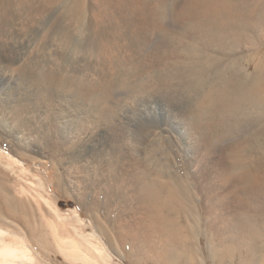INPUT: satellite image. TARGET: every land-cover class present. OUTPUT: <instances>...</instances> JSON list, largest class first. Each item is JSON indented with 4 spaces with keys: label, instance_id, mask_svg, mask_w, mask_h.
Here are the masks:
<instances>
[{
    "label": "bare ground",
    "instance_id": "bare-ground-1",
    "mask_svg": "<svg viewBox=\"0 0 264 264\" xmlns=\"http://www.w3.org/2000/svg\"><path fill=\"white\" fill-rule=\"evenodd\" d=\"M113 4L119 9L116 13L105 9L87 15L83 0H0V128L5 134L10 130L2 113L12 106L3 96L4 85L35 73L67 85L72 77L58 63L67 60L79 69L90 62L106 71L101 85L94 79L97 84L88 88L98 89L97 101L113 95L122 99L128 120L139 113L152 116L153 110L161 114L152 104L149 109L141 107L140 97H150L158 81L163 91L173 94L162 80L176 75L181 88H187L188 104L183 108L194 145L201 147L198 162H207L214 152L212 145L230 130H247L229 144V165L217 171L212 189L202 195V227L193 189L164 164L138 173L131 193L127 191L147 210L145 221L125 226L112 222L108 233L109 227L96 219L93 234L66 243L60 240L66 257L88 264H116L102 242L106 236L110 249L131 264L148 260L204 264L207 256L215 264H264V53L260 51L264 0H116ZM241 51L244 54L239 55ZM148 59H156L159 68L136 72L145 68ZM77 82L79 87L85 84ZM251 127L254 131L248 132ZM10 146L0 150V264H34L32 249L16 232L14 221L22 218L25 205L47 203L49 187L36 173L29 174ZM184 212L188 217L179 219ZM23 224L29 233V220ZM200 235L210 240L207 256L201 254L202 246L195 245Z\"/></svg>",
    "mask_w": 264,
    "mask_h": 264
},
{
    "label": "rangeland",
    "instance_id": "rangeland-1",
    "mask_svg": "<svg viewBox=\"0 0 264 264\" xmlns=\"http://www.w3.org/2000/svg\"><path fill=\"white\" fill-rule=\"evenodd\" d=\"M83 1L87 15L105 9L115 11L114 13L119 11L113 4L116 0ZM170 11H173V6ZM260 51L264 53V46L260 47ZM238 54L242 55L244 52ZM55 57L57 61L62 59L58 55ZM58 63H62L65 71L69 72L66 74L76 78L74 82L71 78L72 82L69 80L68 84L64 85L57 80L43 79V76H36L35 73L29 76V79L16 77V81H9L2 89L3 96L9 100L7 104L12 107L7 105L10 108H6L2 113L10 133L5 134L0 128V150L3 146L11 145L13 155L29 168V174L36 173L49 187L47 203L43 201L39 205L34 202L25 205L21 212L22 218L14 221L16 232L24 236L32 249L34 264H88L81 260L68 259L60 240L66 243L74 237L86 238V235L95 232L98 219L109 227L108 233L112 222L125 226L145 221L147 210L130 199L127 193H131L129 189L134 187L132 179L138 173L155 170L164 164L172 176L185 180L193 189L192 201L201 216H198V224L202 227V195L212 189L217 171L219 173L229 165V144L239 139L243 130L247 129L230 130L212 145L214 152L208 154L207 162H198L196 157L199 158L198 150L201 147L194 145L190 124L184 113L188 100L185 97L187 88H181V82L176 75L171 74L162 80L163 85L173 94L163 91L160 82L156 80L155 83L158 82L155 89H150V97L143 96L144 94L140 97L141 107L148 108L152 104L162 115L153 114V110L152 116L145 117V114L139 113L133 117L130 115L131 119L128 120L126 116L129 113L124 112L122 99L117 100L113 95L106 99L98 98L97 101L94 97L99 96L98 89L94 92L88 88V85L92 86L91 84L98 80H101L97 82L101 85L107 77L106 71L97 65L94 66L95 64L91 65L90 62L86 63L87 68L84 63L81 69L75 67L76 64L71 60L65 61L66 64L63 61ZM151 66L159 68L156 59L155 62L148 59L145 68L136 72H144L152 68ZM78 80L80 85L85 84L79 87ZM137 96H140V93ZM130 100L129 98L126 102ZM18 101L20 104L24 103L25 109L24 105L16 106ZM175 104H183V114H178L173 106ZM160 115L162 118L158 117ZM252 130L254 131L251 127L248 132H253ZM113 214L116 218L112 217ZM181 216L179 219L188 217L186 212L181 213ZM25 220H29V233L23 224ZM206 238L200 235L195 242L198 247L202 246L201 254L205 256L206 241H210ZM102 242L114 263L131 264L125 259H120L112 251V247L110 249L106 236ZM202 242L204 244H201ZM142 264L152 263L148 260ZM204 264L215 263L207 256Z\"/></svg>",
    "mask_w": 264,
    "mask_h": 264
},
{
    "label": "snow or ice",
    "instance_id": "snow-or-ice-1",
    "mask_svg": "<svg viewBox=\"0 0 264 264\" xmlns=\"http://www.w3.org/2000/svg\"><path fill=\"white\" fill-rule=\"evenodd\" d=\"M175 110L178 112V114H183V108H182V105L180 104H175L173 105Z\"/></svg>",
    "mask_w": 264,
    "mask_h": 264
}]
</instances>
